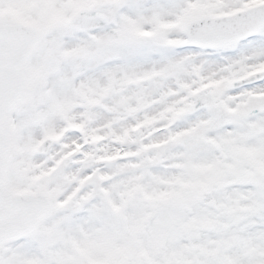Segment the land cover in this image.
Listing matches in <instances>:
<instances>
[{"label":"snow or ice","instance_id":"snow-or-ice-1","mask_svg":"<svg viewBox=\"0 0 264 264\" xmlns=\"http://www.w3.org/2000/svg\"><path fill=\"white\" fill-rule=\"evenodd\" d=\"M0 264H264V0H0Z\"/></svg>","mask_w":264,"mask_h":264}]
</instances>
